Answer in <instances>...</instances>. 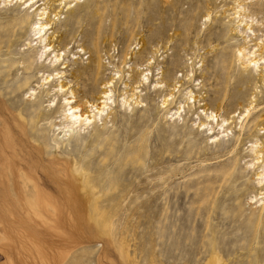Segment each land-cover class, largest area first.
<instances>
[{
	"label": "rangeland",
	"instance_id": "obj_1",
	"mask_svg": "<svg viewBox=\"0 0 264 264\" xmlns=\"http://www.w3.org/2000/svg\"><path fill=\"white\" fill-rule=\"evenodd\" d=\"M35 1L57 15L46 38L66 67L56 66L66 76L58 81L99 63L93 99L115 79L113 117L96 120L97 141L91 127L38 133L46 155L18 114L47 113L42 90L56 84L41 89L40 77L54 70L40 62L29 76L21 64L6 70L0 46V121L11 131L0 130V264H205L212 252L219 264H264V47L256 72L236 55L264 45V0L238 2L242 10L235 0ZM14 11L0 4V21ZM24 40L13 58L29 57ZM135 88L138 106L121 107ZM21 171L43 185L46 200L14 199L30 192Z\"/></svg>",
	"mask_w": 264,
	"mask_h": 264
},
{
	"label": "bare ground",
	"instance_id": "obj_2",
	"mask_svg": "<svg viewBox=\"0 0 264 264\" xmlns=\"http://www.w3.org/2000/svg\"><path fill=\"white\" fill-rule=\"evenodd\" d=\"M242 1L243 0H235V2H237L236 9L237 8L240 9V6L242 5H238L239 4L238 2H242ZM49 2H47L44 5H49ZM37 3L38 2H36L35 0H1L0 1V4L3 5L4 7L12 6L15 10L14 14H10V15L5 14L4 15L5 18L2 20L3 22L0 21V46H3V48L6 51V54L3 55V57H6V59L3 60L4 62H2V64H6V70L10 71V69L11 70L14 69L15 65L18 68V66H20L21 64V68L25 76L26 75L29 76V69L32 67V65L38 62H40L38 65L39 68H46V69L48 68V69L54 70L53 73L49 74L51 76V80H50L49 75H47L46 77H43V76L40 77L41 85L39 87L41 89H43L45 85L47 86L53 81L56 84L55 86L50 85L47 87V89L42 90L46 94L47 98L50 95V100L48 101V103H52V104H49L48 107H46L47 109H49L47 113L46 114L37 113V110H39L40 108H38L35 111L34 110L29 111L30 108L27 109V111L18 110L20 111L18 116L23 117L22 114H24L28 118L27 131L30 136V139L33 140L35 143H38L39 148L40 146H42L44 149V153L48 155L47 149L49 148V145L45 141L46 138L38 134L44 130L50 131L52 133V136H55V133L63 129L65 130L70 129L73 131L74 129L81 130L82 127L83 128L91 127V129L95 131L94 134H95L96 140L94 139V141H97L100 138L101 133H99L98 130L96 129L95 122L96 120H99L100 122H102V124L100 123L101 126H105L106 120L108 119L109 115H111L110 107L114 104V101L112 100L113 92L110 88L113 87V81L115 79H110V81H108L107 83H103L104 86H101V88L99 89L101 91L98 93V99H97L99 101L98 103L97 101H94L93 94L96 92L97 76L99 75V69H101L100 68L101 66L99 65V63H97L95 66H92V65L89 66V70H86L87 68H84L85 69L83 71L84 73L80 72V70L82 69L81 67H78L74 69L73 72L70 73V80H68V82H65V83L62 81L59 82L58 80L66 79V76H64L65 73L61 71V70H65L66 67H63L64 65L62 63L58 65L60 61H62L61 56L56 54L57 52L55 53L54 50H52V47L50 45L54 37L50 36L46 38L47 31L52 29V28L48 29L52 25V20L50 19V16L53 15V17H56L57 15L54 14V11L53 9H51L50 6H48V8L43 7L42 9H40L39 8L40 6H37ZM53 3H58L60 6L63 3H65V1L64 0H53ZM46 9L48 10L46 11ZM12 10H9V11H12ZM238 14H239L238 11L233 13V15L235 16L236 15L238 16ZM238 25L240 26V23H238ZM247 30H250V29L247 28ZM28 33L29 34L32 33L33 39L31 40L28 39L27 37ZM23 36H25L24 47L26 51H28L29 57H25L26 55L24 56L22 55L17 59L13 58L10 50L12 47L17 45V41ZM261 43L254 44L256 48V49L253 48V50L255 49L254 51H252V49L249 51L247 49L248 47L247 48L243 47L242 49L237 51V54H236L238 57L237 62L238 61L242 62V63L241 62L239 63L243 65L244 70L248 71L253 68L256 72L258 71L257 69H259V65H261V63H263L264 65V60H262L260 64H259L260 60H255V57H256L255 52H259L260 49L263 50L264 45ZM245 44H246V41H245ZM26 63L28 64V66L24 65ZM57 65L59 67H62V69L56 72ZM261 68L263 69V67ZM262 72H264V70H262ZM53 75H55L54 79L52 78ZM146 76L147 74L145 73L144 75L140 77L139 85L145 84V82L147 81ZM0 81H3V79H0ZM27 81H28L27 79L26 81L24 80L23 85H25ZM73 85H76L77 87L75 88L74 91L70 90V88H73L72 87ZM156 87L158 88L157 85ZM8 89H10L11 91H7ZM136 89L137 88L133 89L132 91ZM31 91L32 93L29 95L28 99L30 98V96H33V99L31 101H35L36 92H34V90H31ZM14 92L15 90L8 88L6 86V103L9 104V108L11 110L16 109V107L14 106V103L12 102V100L7 99V97L12 96ZM136 94H137V91H134V93L131 92V95L129 96V98L123 97L121 99L120 106L121 107L122 106L124 107L125 105L129 106L128 103L129 102L132 103L134 101L133 105L137 107L139 103V101H137L138 98L133 99ZM187 94L190 95V93H187ZM122 96L124 95L122 94ZM171 96L172 95L170 94L164 100H162L161 106L163 107V109L167 107V103ZM126 97L128 96L126 95ZM181 109H183V107L182 108L179 107V111H177L174 115H176L178 112L180 115ZM40 114L41 116H38ZM30 116H32L33 118L30 119L29 118ZM56 116L58 117L56 118ZM215 117L216 116L213 113H210L209 115L204 114V118L207 121L206 123H208V120L213 121ZM40 122H42V126L44 127H38ZM224 124H225V121H221L219 128L224 129ZM23 126H25V124ZM205 126L207 127L208 124L201 125V127H205ZM0 130H1V133H5L7 137H8V134L11 133L9 127L7 125L5 126L2 121H0ZM223 131L222 133H225ZM217 137H212V140L217 141ZM54 144L57 145V142H55ZM256 149H257V145H255L252 148V151H255ZM6 163H7V160H6ZM10 166H11V162L8 163L9 170H10ZM13 169L9 171V182L11 185L13 184L16 188V184L14 181L15 173ZM66 169H69V168H66ZM18 174H19L18 178L21 180L23 184V189L24 190L29 189L30 192L27 195H23L21 197L20 191H18L17 193L14 191L13 197L15 200H23V199L24 200H46L45 194L47 192L44 190L43 185L37 179L31 177L28 172L25 173L21 171ZM258 178L264 179V175H261V177H258ZM74 197H76L75 194H74ZM220 262H221L220 258L216 254H213L212 252L210 258L205 262V264H219Z\"/></svg>",
	"mask_w": 264,
	"mask_h": 264
}]
</instances>
